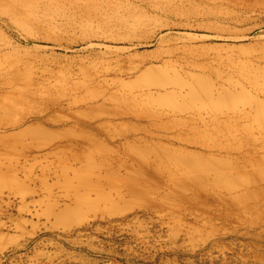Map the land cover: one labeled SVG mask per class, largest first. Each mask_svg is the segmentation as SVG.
I'll list each match as a JSON object with an SVG mask.
<instances>
[{"label":"rangeland","instance_id":"1","mask_svg":"<svg viewBox=\"0 0 264 264\" xmlns=\"http://www.w3.org/2000/svg\"><path fill=\"white\" fill-rule=\"evenodd\" d=\"M0 71V264H264V0H0Z\"/></svg>","mask_w":264,"mask_h":264},{"label":"bare ground","instance_id":"2","mask_svg":"<svg viewBox=\"0 0 264 264\" xmlns=\"http://www.w3.org/2000/svg\"><path fill=\"white\" fill-rule=\"evenodd\" d=\"M139 70V66L132 65L125 69L126 73H133ZM33 84L26 81H18L12 78H8L0 71V89H10L11 92L18 91L17 97L14 96L13 99L17 102H40L48 103L50 99L45 95H40L33 90ZM152 85L158 90V94L165 95H183L186 87L190 88V83L185 80H181L177 77H167V76H157L153 79ZM120 88L112 89V87L107 84L105 88H101L97 91H91L89 95L83 96L82 99L85 101H101V102H125L128 103L134 100L138 94L132 92L119 91ZM15 95V94H14ZM199 96V95H197ZM206 99H211L213 96L204 94ZM76 100V99H75ZM174 114H176L174 112ZM248 114V113H246ZM142 138V137H140ZM135 139H139L138 137ZM128 187L129 193H134L138 189V184H133L131 180H125ZM60 213H55L56 217H59Z\"/></svg>","mask_w":264,"mask_h":264}]
</instances>
